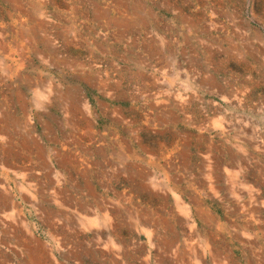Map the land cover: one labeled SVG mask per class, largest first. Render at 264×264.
<instances>
[{
	"label": "rangeland",
	"instance_id": "374dc122",
	"mask_svg": "<svg viewBox=\"0 0 264 264\" xmlns=\"http://www.w3.org/2000/svg\"><path fill=\"white\" fill-rule=\"evenodd\" d=\"M0 264H264V0H0Z\"/></svg>",
	"mask_w": 264,
	"mask_h": 264
}]
</instances>
